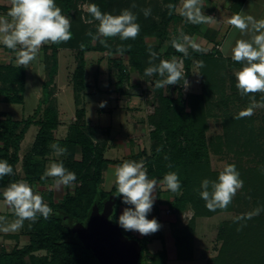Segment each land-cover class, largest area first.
<instances>
[{"label": "trees", "instance_id": "trees-1", "mask_svg": "<svg viewBox=\"0 0 264 264\" xmlns=\"http://www.w3.org/2000/svg\"><path fill=\"white\" fill-rule=\"evenodd\" d=\"M81 1L85 0H55L62 9V13L71 21L73 38L67 43L44 46L43 59L46 63L45 67L48 68L49 78L43 83V97L47 104L42 116L35 119L42 110L39 108L34 116L26 119H16L9 112H1V115L6 114L7 117H0V159L7 160L14 171L13 175L0 178V198L3 197V189L10 182L23 179L28 181L34 189L35 184L45 182L46 179L41 180L44 167L41 169L39 163L40 159H44L53 151L52 143H58L67 148V155H62L56 161H62L67 169L76 173L74 190L67 191L58 201H54L53 196L51 197L47 204L54 210V214L50 219L40 218L31 226H29L30 222L25 221L27 227L25 233L28 235L29 242L24 246L17 243L12 249H7L0 243V264H102L89 249L81 227L86 225L90 211L97 200L102 210L106 199L111 194H115V186L111 191L101 188L103 174L111 162L116 164L122 162L105 158L106 144L94 142L85 121L86 110L79 106L78 100L76 120L70 125L67 136L64 139L56 138L60 118L53 102L51 86L58 71V52L61 48H69L75 52L77 65L72 83L75 93L79 95L87 87V52L95 50L106 52L110 60H122L119 57L111 58L112 55L119 54L116 49L121 46L125 47L126 51L120 54V57L127 55L130 64L140 73L144 74V69L149 66L151 50L158 54L153 64H158L160 59L170 60L177 55L182 60L187 80L191 77L194 68H198L201 75V90L188 93V102L184 99L181 85L156 89L154 88L155 80L163 79V77L158 75L147 77L149 85H153L156 92L154 112L148 116L149 123L154 127L149 134L153 145L152 153L143 148L126 158V160L135 161L143 159L150 179L162 180L164 174L169 171L179 174L182 184L181 194L174 195L172 200L165 201L170 211L177 215V221L171 226L178 258L184 260L193 258L195 231L199 218L230 212L233 216L224 220L218 229L217 238L222 239L223 249H220L218 256L212 258V264H245L246 262L247 264H264V257L262 255L257 257L260 255V249L264 248V231L257 227L258 224L260 226L262 224L264 210L252 219L234 222L238 216L258 207L264 209V124L260 126L258 132L254 125L256 117L237 119L238 113L230 112L229 106L248 97H241L235 85L231 86V88L235 87L232 93L225 95V85H221L222 83L218 81L222 79V76L221 78L219 76L225 67H235L240 64L233 62L231 58H225L215 48L202 52L189 48V55L184 57L170 43L173 37L179 35L176 28L173 35L167 29L168 24L172 22L177 24L184 18L175 13L169 15L167 7L164 14L162 13V24L153 19L147 21L141 9L147 8L150 0H86L88 5L95 3L103 12L113 15L119 14L122 9L129 8L137 15V22L141 26L140 34L135 40L121 41L118 37L111 38L107 41L108 48L101 45L98 40L92 43L87 33L92 31L95 34L96 24L86 21L92 18L88 12H83L79 7ZM166 1L177 5L179 0ZM231 1L233 12L238 13L246 0ZM133 3L137 5L136 8H131ZM6 7L0 6L2 9ZM151 35L157 36L159 43L147 42L146 38ZM165 41L169 44L166 51L161 53L159 50ZM81 43L85 45L83 49L80 48ZM200 61L204 62L202 68L199 67ZM119 73L118 83L122 89L121 84L129 74L125 73L123 67L119 69ZM25 76L24 66H13L12 62L0 64V96H4L3 100L14 103L24 101ZM221 89H224V92H221ZM217 90L220 91V95L219 99L215 100L214 92ZM12 92L16 94L10 97ZM257 98L260 99L259 93ZM244 103L247 107L249 101ZM212 118H220L225 129L223 135H218L215 139L208 137L209 121ZM32 124L40 126L39 132L23 159L24 175L21 176L17 172V164L20 161L19 151L21 142ZM158 148L159 151H157ZM210 150L232 157L228 164L236 165L244 181L243 188L237 192L227 209H218L215 212L205 207V202L197 191L202 180L205 178L216 180L221 171L213 168ZM244 157L247 159L245 160ZM52 193L51 191V195ZM121 204H124L123 197L118 196L111 216V220L116 223H118V207ZM187 210H192L193 214L188 222L184 223L181 215ZM9 214L14 216L12 212ZM241 225H244L242 230L237 231ZM123 232L130 239H138L131 230L123 229ZM161 233V229L153 233L154 238L161 239ZM20 236L18 233L7 235L15 239H19ZM138 241L142 246L139 264L142 258L146 264H167L166 249L151 254L148 249L149 239L142 238Z\"/></svg>", "mask_w": 264, "mask_h": 264}, {"label": "clouds", "instance_id": "clouds-1", "mask_svg": "<svg viewBox=\"0 0 264 264\" xmlns=\"http://www.w3.org/2000/svg\"><path fill=\"white\" fill-rule=\"evenodd\" d=\"M133 3L131 8H136ZM169 15H180L187 23L192 25L213 24L217 20L204 14V0H180L179 6L168 4ZM145 18L151 15V8L141 9ZM88 13L92 19L88 23H96L95 34L89 31L87 35L92 40H98L101 45L108 48L107 41L118 37L121 41L135 40L141 31L137 22V15L129 8L122 9L119 14L113 15L103 12L99 5H88ZM228 24L236 30L221 46L225 56L231 55V60L240 64L235 70V87L241 97H248V106L238 113L237 119L251 117L257 108H264V18L256 19L243 11L233 14ZM237 33L239 34L237 36ZM247 37V38H245ZM73 38L71 21L62 13V9L55 0H10V7L6 15L0 16V44L11 50L15 55L17 65L27 68L34 60L41 56V49L47 44L67 43ZM171 46L184 57L189 55V48L194 51H204L188 35L180 32L170 41ZM85 45L80 44L83 49ZM130 48V45L128 46ZM125 47L121 46L116 52L123 54ZM149 66L144 69V76L158 75L163 79L155 80L156 89H164L170 85L189 87V81L183 70V65L173 56L170 60L160 59L158 64L153 60L158 54L149 52ZM199 67H204V62H199ZM260 94L257 101L256 94ZM101 108L106 102H101ZM56 156L67 153V148L58 143L51 144ZM159 151V148L157 149ZM167 159V157H165ZM169 167H171L169 165ZM14 174L12 165L0 159V178ZM115 177L116 196L123 197V203L131 205L126 207L119 216L118 224L126 231L132 230L141 235L155 233L161 227L158 221L148 219L154 204V191L158 185H163L166 190L174 195H180L182 184L179 174L169 171L162 180L150 179L146 162L141 159L124 160L117 164L113 173ZM52 178L50 188L60 191L63 187H71L77 180L74 171L64 166L62 161L51 162L41 180ZM244 186L241 174L235 164H225L216 180L205 178L197 189L200 198L205 202V207L212 212L224 210L231 204L237 192ZM3 200L14 215L11 223L7 217L0 215V228L3 231H18L23 228L25 221L34 224L38 219L48 220L54 210L44 201L43 196L34 189L26 180L10 182L2 192ZM264 210L256 208L251 212L242 214L236 221L252 219ZM241 225L237 231L242 230Z\"/></svg>", "mask_w": 264, "mask_h": 264}, {"label": "rangeland", "instance_id": "rangeland-1", "mask_svg": "<svg viewBox=\"0 0 264 264\" xmlns=\"http://www.w3.org/2000/svg\"><path fill=\"white\" fill-rule=\"evenodd\" d=\"M208 1L212 3L213 2L217 3L216 14H218V18H222L226 15V13L229 10V6L231 8V3H232L229 0H206V2ZM147 4H148L147 8H151V15L148 16L146 20L148 21L149 19L150 20L153 19L156 22L159 23L161 22L160 24H162L163 23L162 13L164 14L165 10L167 9V5L169 3L166 0H150V2H148ZM179 4H180V0L178 1L177 6H179ZM3 5L7 6L5 10L8 11L10 7V1L6 2V4ZM79 7L83 10V12L85 13L88 12V3L86 2V0L81 1L79 3ZM207 8H209V4ZM229 12L230 13L228 14L231 17L233 11L230 10ZM244 13L248 15H252L256 19L264 18V0H248L247 7L245 8ZM83 18L87 19L85 17ZM86 21L88 22V20ZM96 23L97 22L93 21V23L91 24L95 25ZM180 24H181V20L177 22V24H175L174 22L168 24L167 29L171 35L174 34V28H176L179 34L180 32H183L184 34L187 35L183 27L181 29L179 28ZM200 32L201 30L198 29L196 35L200 36ZM195 37L196 36H194V38ZM202 38L204 42H208V40L205 37L202 36ZM198 39L200 38H196V40ZM222 40H224L223 36L218 39V42ZM146 41L149 43L157 44L159 43V38L155 35H151L146 38ZM94 42L95 41L92 40V43ZM168 44H169L168 41L163 42L159 51L161 53L165 52L168 47ZM42 54L40 57H38L36 60L31 62V64L29 65V67L32 66L33 68H30L28 71V77H27L28 88L27 90H25L26 95L24 96V101L22 103L7 102L3 100L4 96H0V117L1 116H4L5 118L7 117L6 114L1 115V112H9L14 116V118L20 119L23 118L22 116L24 113L27 114L28 112H32L33 108L37 107L39 102V100L37 99L38 96L37 93L39 92L41 94L42 89L40 90L39 87L41 88L43 87L42 76H43V81H46L49 78L48 68H45L46 63L43 59ZM74 55L75 52H72L71 49H61L59 55V62H58V69L60 72L59 82H63V80L65 82L66 80L65 83L67 84L69 79L72 80L74 73L73 70H75L76 68V67L74 68L76 62L75 60L76 57ZM112 56L120 57L121 55L114 54ZM109 57L110 56H108L106 52L103 53L101 51H96V50L86 54V70H87L86 81L91 85V88L88 91V93L82 94L83 103L80 107L82 108L84 106L86 108V118L88 121L91 120V122L87 124L88 129L90 128V126L92 127V125L96 124L94 128L97 129V132L93 129V127L91 128L96 132L93 136L100 138V140H104L105 143L107 144H108L107 141L110 142V144H108V148H106L104 151L105 157L109 159H114L118 162H123L124 160H126L125 148L119 145V143L115 144V140L118 137H121L122 135L126 134L125 132L126 130L124 129L125 123L123 122L124 112L122 111L121 113L119 111H116L115 109H113V107H115L118 103H120V105H122L123 107L129 106L131 109L137 108V110L135 111L131 110L129 112L128 118L133 122H140L141 128H143L142 125H144V120L146 119L148 123L147 124L148 132L146 133L145 138L139 139L138 145L140 149L145 148L146 150H148L149 153H152L153 145L149 134L154 127L149 123L148 116L154 112L156 92L153 88V85L151 86L149 85L150 83L147 77L144 76L143 73H140L138 69H136L134 66H132L129 60L128 61L115 60L114 62L120 64L117 65L114 63L112 65V63L109 60ZM175 57H177L178 61L182 63V60L180 59L179 56L175 55ZM108 66L111 67L110 68L111 76H108L109 75ZM122 67L124 68L125 73L126 74L128 73L129 75L127 78H125V81H123V83L121 84L122 85V89H121V86H119L118 82L120 80L119 69H121ZM129 68L131 70H129ZM239 68L240 65L235 67H225L224 70L221 71L220 73L221 75L219 76V78H221L222 76V79H218V81L220 84L222 83L221 85L223 84L225 85L226 92H224V89H221V92H224L225 95H230L232 91L235 89V87L231 88V86L235 85L236 83L234 72ZM222 80H224L225 82ZM110 81H111V86H110ZM188 81H189V87L187 89L183 87L184 99L186 100L188 98V93L193 91L199 92L201 90V75L198 68L193 69V73L191 77L188 79ZM110 87H112L114 91H109ZM14 94L16 93L12 92L10 93L9 96L12 97V95ZM257 94H256V99L257 101H259L260 99L257 98ZM74 95L75 94L72 90V87H68L67 90L61 94V99L63 101H60V103L64 109L61 115H63V117H65L68 120L76 119L75 112L77 105L75 104ZM219 95H220L219 90L214 92V97H216L215 100L219 99ZM42 96H44V92ZM115 97H119L121 101L116 100ZM44 98L45 97H42V100ZM246 101L249 100L246 99L239 102L237 101V104L235 105L231 104L229 106V111L230 112L234 111L235 113H239L241 110H243L246 107V104L244 103ZM53 102L54 104L56 103L55 101ZM101 102H106V106L101 108L99 106ZM46 104L47 102H45L44 99L43 102L41 103V107L42 105H46ZM111 110H113L112 114H111ZM59 112L60 111H58V113ZM263 113H264V108H257L254 111V115H252L253 117H256V121L254 125L256 126V129H258V132L260 131V126L264 124ZM74 115H75V119L73 117ZM121 123L123 124V126ZM209 123H210V128L208 130L209 138L211 137L215 139L216 136L223 135L225 129H224V125L221 123L220 118L218 119L212 118L210 119ZM149 128L150 130H148ZM130 131H132L131 134L134 133L133 129H130ZM38 132H39V127L34 124L31 125L24 139L21 142V148L19 151L20 161L17 164V172L21 176L24 175V171L22 167L23 159H25L27 152L31 149ZM108 136L110 138L107 140L106 137ZM210 158L213 168L216 170H222L224 165L228 164L229 160L232 157L224 153H215L213 152V150H210ZM244 159L246 160L247 158L244 157ZM44 160L47 161L46 162L47 164L45 163ZM53 161H56V156L51 154L47 155L43 160L40 159V163H39L41 164L40 168L42 169V164L44 165L45 163L44 165V172H45L47 166ZM113 171L114 169L111 168V166L105 169L103 174V181L101 184V188L103 190H107L109 183H111L109 177L111 174L113 175L114 173ZM47 183H49L47 187H50V185L52 184L50 182ZM114 186L115 184L113 185V187ZM162 189L168 191L164 186H162ZM35 190L38 191L43 196L44 201L46 203L50 202V200L52 199L51 197L53 195H51L50 190L47 189L42 190L41 188L39 190V187H35ZM73 190H74V185H72L69 189L68 188L63 189V191L61 192L58 191L56 197L61 198V196L65 193L64 191H73ZM54 201H58V200H54ZM11 212L12 211L5 204L3 197H1L0 215L6 216L8 218L7 219L8 223H11L14 220V216L9 214ZM232 216L233 214H231L230 212H223L210 218H199L195 231L193 258L186 260L172 259V261H169L167 263L168 264H212V258L214 259L216 256H218L220 254V249L222 248L221 247L222 239L217 238L218 229L224 220L231 218ZM184 219L186 220L185 223H187L188 216H184ZM261 222H262L261 226L260 224H258L257 227H260V230L262 229L264 231V217ZM26 228H27L26 223H24L23 228L19 229L18 231L5 232L2 230V228H0V243L7 249H12L17 243H19L20 246H24L26 243L29 242L28 235L25 233ZM11 233L12 234L18 233L21 236L19 237V239H15L13 237H7V235ZM139 239L142 240L141 237ZM158 245H161L160 241H157L153 245H149L148 246L149 251L155 252L156 247ZM260 251H261L260 255H257V257H261V255L264 257V248L260 249ZM140 264H146L143 258ZM245 264H247V262Z\"/></svg>", "mask_w": 264, "mask_h": 264}, {"label": "crops", "instance_id": "crops-1", "mask_svg": "<svg viewBox=\"0 0 264 264\" xmlns=\"http://www.w3.org/2000/svg\"><path fill=\"white\" fill-rule=\"evenodd\" d=\"M8 1H10V0H7V1L6 0H1L0 1V6L3 5V4H6V2H8ZM229 1L232 2L231 0H229ZM247 3H248V0L245 1V3L243 4L240 12L241 11L245 12V8L247 7ZM208 4H209V8H207L208 7ZM231 5H232V3H231ZM216 10H217V3H215V2L212 3V2H209V1L206 2V0H204V8L202 9V11L206 15L213 16L217 20V22L216 23H213V24L192 25L190 23H187L184 19H182L179 28L181 29L183 27L184 30H185V32L187 33V35L190 38H192L193 41L196 42L200 46L201 49H203L205 51H208V50H211V49H214L215 48L225 58H231V55L230 54L228 56H225L223 54V51L221 49V46L224 44L225 40L230 37V35L232 33L236 32V30L233 29L228 24V20L230 18V16H229L228 13H230L229 11L232 10V8H230V6H229L228 12L222 18H218V14H216ZM6 13H7V10L0 8V16L6 15ZM233 14H235V13L232 12V15ZM198 29L201 30L200 36L199 35L198 36L196 35ZM238 35L239 34L237 33V36ZM194 36H196V37L194 38ZM202 36L205 37L208 40V42H204ZM222 36L224 37V40L218 42V39L221 38ZM196 38H200L201 40L200 39L196 40ZM245 38H247V37H245ZM44 46L41 49V54L43 53L42 50H44ZM61 49H69V48H61ZM61 49L58 52V62H59V55H60ZM72 52H74V51L72 50ZM89 52H91V51H89ZM89 52H87V53H89ZM42 56H43V54H42ZM111 58L112 59H115V58H118V57H116V56L113 57L112 56ZM120 58L122 60H127V61L129 60V57L127 55H125L124 57H119V59ZM109 60H110V58H109ZM9 62H12V65L13 66H20V65H17V63L15 61V55H14V53H12L11 50L5 48L2 44H0V64H6V63H9ZM110 62L112 63V65L115 63L112 60H110ZM76 65H77V62H75L74 68L76 67ZM30 68H33V67L32 66L29 67V65H28L27 68H25V75H26L25 76V90H27V88H28V85H27L28 78L27 77H28V71H29ZM108 68H109V75L108 76H111V71H110V68L111 67L108 66ZM129 70H131V69L129 68ZM45 72H46V69H45ZM59 76H60V72H59V69H58L57 74H56V76L54 78V83L52 84L51 87L53 89V94H52L53 101L56 102L55 105L57 107V110L60 111L59 112V114H60L59 115L60 124H59V126H58V128L56 130V138H58V139H64L67 136L68 132H69L70 125L76 119H75V115L73 116L75 120H73V119L72 120H68L65 117H63V115H61L63 113V110H64L63 107L61 106V103H60V101H63L61 99V94L64 93L67 90L68 87H72V90H73V92L75 94L74 95L75 96V104L77 105L76 102L78 100L80 102L79 106H81L82 103H83L82 94L88 93V91L91 88V85L86 81V83H87L86 89L83 92H81L79 95H77L75 93L74 89H73L72 80L69 79V81H68L67 84L65 83L66 80H65V82H64V80H63V82H59ZM86 76H87V70H86ZM42 82L43 83L45 82V81H43V76H42ZM110 86H111V81H110ZM39 89L40 90L42 89V93L41 94L39 92L37 93V95H38L37 96V99L39 100V102H38L37 107L36 108H33V111L34 112L33 111L32 112H28L27 114L24 113L23 116H22L23 118H20V119H26V118H29V117L34 116L35 115V112L39 108H41L42 110L40 111V113H38L37 116H35V119H38V118H40L42 116V112H43L44 108L46 107V105H42V107H41V103H42L41 101H42V97H43L42 96L43 95V87L42 88L39 87ZM109 91H114V90L112 89V87H110L109 88ZM25 95H26V92L24 91V96ZM77 96H78V99H77ZM115 99L118 100V101H121L119 97H115ZM113 109H115L116 111H119L121 113H122V111L124 112L123 122L125 123L124 129L126 130L125 131L126 134L122 135L121 137H118L115 140V144L116 143H119V145H121L122 147L125 148V151H126V156L125 157L127 158V157H129V156L137 153L140 150V147L138 145V141L141 138H145V135L148 132L147 131V124L148 123H147V121L145 119L144 120V125H142L143 128H141L140 122H133V121H131L128 118L129 117L128 116L129 112L131 110L132 111H135V110H137V108L131 109L129 106H124L123 107L122 105H120V103H118L115 107H113ZM85 110H86V108H85ZM112 111L113 110H111V114H112ZM85 121H86L87 124L89 122H91V120H89V121L87 120L86 115H85ZM34 125H36V124H34ZM36 126L40 127L39 125H36ZM95 126H96V124L92 125L93 129L97 132V129L94 128ZM122 126H123V124H122ZM92 127L90 126V128L88 130H89L91 136L93 137L94 142H96V143H105L104 140H100V138H98L96 136H93L96 132L93 129H91ZM130 129H133V131H134L133 134H131L132 131H130ZM148 130H150V128ZM60 132H62V133H60ZM106 138L108 140L110 137L108 136ZM107 142H108V144H110L109 141H107ZM105 144H106V148H108V144L107 143H105ZM50 154L51 155H55L53 151ZM61 157L62 156H56V160L59 159V158H61ZM107 159H109V158H107ZM110 160H114V159H110ZM44 161H45V163L47 162L46 160H44ZM45 163H44V165H45ZM44 165H42V168L44 167ZM116 165H117L116 163L111 162L107 166V168L111 166V168L115 169V166ZM109 179H110V182L111 183H109V185L107 187V190H105V191H111V188L115 184L114 183V181H115L114 175L111 174L110 177H109ZM45 182H44L45 184L44 183H41V184L40 183H37L34 186L35 187H39V190L41 188L42 190H46L47 189V190L52 191L53 192L54 200L61 199L62 196H64V194L67 192V191H64L65 193L61 196V198H59V197L57 198L56 197V194H57L58 191H56L55 189H52L50 187H47V185L49 184L47 182L52 183L53 182L52 179L51 178H46ZM162 186L161 185H158L157 186V189L154 191L153 195H154L155 199H154L153 208H152L151 212L147 216L148 219L155 218L158 221V223L161 225L160 229H161V232H162L161 233L162 234V238L161 239L160 238H154L153 233H150L148 235H141L140 233H138L136 231H132L131 230V232L133 233V235H135L136 238L138 237V239L140 237L141 238H148L149 239L148 246L155 244L157 241H160L161 242V245H158L156 247V251L155 252L149 251V252H151V254L156 253V252H159V251H161L163 249H166V252H167V262L172 261V259L184 260V259H179L178 256H177V247H176V244H175V238L173 236V229H172V226H171L174 222L177 221V215L174 214L172 211H170L167 202H165L167 200H172L174 198V195H172L168 191H165V189H162ZM65 188L66 189L67 188L69 189L70 187H63L59 192L63 191V189H65ZM117 200H118V196H117ZM126 207H132V206L131 205H126V204H121L118 207V212H117L118 219H119V216L122 214L123 210ZM192 214H193L192 210L185 211L181 215L182 221L185 223L186 220L184 219V216H188V220H189L192 217ZM208 218H210V217H208ZM197 223H198V220H197Z\"/></svg>", "mask_w": 264, "mask_h": 264}, {"label": "water", "instance_id": "water-1", "mask_svg": "<svg viewBox=\"0 0 264 264\" xmlns=\"http://www.w3.org/2000/svg\"><path fill=\"white\" fill-rule=\"evenodd\" d=\"M97 201L86 225L81 227L89 249L102 264H139L141 244L137 239L127 237L123 228L111 220L117 196L111 194L102 210Z\"/></svg>", "mask_w": 264, "mask_h": 264}]
</instances>
